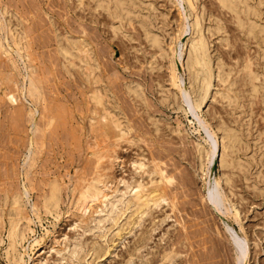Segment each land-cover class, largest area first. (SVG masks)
<instances>
[{"label": "rangeland", "instance_id": "rangeland-1", "mask_svg": "<svg viewBox=\"0 0 264 264\" xmlns=\"http://www.w3.org/2000/svg\"><path fill=\"white\" fill-rule=\"evenodd\" d=\"M48 1L47 0H0V2H2L0 6L5 5V8L9 9L10 11L9 14L8 13L7 15L4 14L7 17V21L9 22V24L12 27H14V29H16L17 31H20L21 33H23L24 39L27 42V49H29L28 50L29 54L30 56L32 55L30 58L33 60V62L32 61L31 62L34 65L35 74L39 75L40 77L43 76L41 77L42 78L41 84L44 82V84L42 85L43 98L41 99L42 101L39 100L37 104V106H41L42 104V107H39V108L37 107L36 109L37 112L35 111V115L38 117L36 118L34 115L32 123L33 122L35 124L37 123L39 127H42V125L44 124L43 119L46 120L45 117H47L49 114L53 115V113H55L53 120L54 122H56V124H53L54 122H52L51 124L52 127H50V129L48 128L50 131L48 129L46 130V136L43 141L42 147L40 146L41 142L40 143L38 141L36 142L35 147H34V150L36 152V160L32 161L33 159L32 157L31 160H29L25 164L24 161H25V157L27 154L26 153L27 152L26 143L28 142L27 141L28 137H30L31 134L32 135L34 134L32 132V124L31 125L29 124L30 116L27 113L26 109H28V106L29 107L32 106L34 108V102L30 101L29 97L27 96L23 97L21 95L22 98L18 99L19 103L18 101L17 103L15 102L16 104L10 103L7 100L6 96L4 95L3 89L1 87L9 86V88L13 87L15 88V90H17V86L16 84H12L11 80H9L10 81L9 82L7 80L3 81V79H0V95H1L0 96L1 98L0 99V177H1L0 178V182H1L0 183V203H3L6 199L9 200V197H12L13 193L18 192L17 190H19V193H21L23 190V183L28 185V191H27L28 193L26 194L22 193V201L25 204V213L29 215L30 219L32 218L31 221L29 222V226L32 228V232H29L28 234L26 233L27 239H24L22 241L21 247H20V244H18V249L23 256L24 261H26L28 264H33L34 262H36L37 264L38 260L41 258L42 261H44L41 264H60L62 262L66 263L70 259L66 257L60 259L62 255V251L57 252L55 250V248L58 247V243L54 242V239L56 238L60 240L69 241V239L73 240L75 238L83 242L96 240L98 243H101L103 248L105 247V245H107L105 247V249L108 250L107 252L105 251L103 252L102 250L103 253L99 257L93 258V260H89V262H86V263H83L82 261L83 264H123L124 260L127 258L126 256L127 252L130 251V249L133 246L132 244L134 243V238H135L134 231H131V232H128V234L126 233L124 235V238H121L120 240L117 239L118 237H114V239L112 240V245H108L107 243L108 241L106 240V242H103V238L99 237L98 235H95L94 231H91V230L84 231L83 226L81 224H84L86 222V219L88 218L87 215L85 216L83 220V219L78 218L77 215H72V214L69 215L66 212L68 194H67V188L65 187V185L69 183L68 181L69 178L71 179L72 177H74V175H77L78 173H81V174L86 173L85 175H88L92 170L90 168V164L93 166L94 159L92 157V160H91V156H90L91 152H88L90 151L91 148H87V146H85L86 143H89L87 141H90V139L87 138L90 136V134L88 133V122H87L88 119L84 115L85 110L87 109V104H86L87 88L85 87L86 84L81 82V80L74 73L71 72L72 74H69V72H67V70L64 68L63 57L57 51V42L54 37V32H52L53 26L49 23L48 18H47V12H48V13H51V15L53 16L55 27H57L59 31L63 30L66 27H72V28L78 29L79 21L83 22V24L86 25V31L89 35V39H91L90 40L91 44L93 45L95 52L98 50L97 51V55H99L98 72L102 78V83L105 84V86L108 88V92L110 94L111 99L114 102L117 101L116 102L117 107H121V109H123L125 113L124 116L127 119L128 123L130 124L131 129L129 130L128 136L131 137V141L121 142V146L117 147V152H119L118 154L120 155L119 159L121 161V166L116 165L114 167L113 170H114L115 175L130 178L132 175H135L134 173L135 164H133V160L135 157H138L140 154H143L144 156L143 158L146 157L145 162L148 165H151L150 163L151 153L161 152V154L164 155L163 160L164 161L166 160L164 164L167 165L166 167L168 169H171L170 170L171 172H174V174H176L175 175L176 178L179 177L181 173L187 174L186 175V179L188 180L187 186L185 184L183 185L182 183H179L180 182L179 178L177 179L174 178L173 183L179 184L180 185L179 188L181 189V191L183 190V193L185 191V188H188L189 185L192 190L191 191L192 193H190V196H187V195L181 196L180 199L183 198L182 200L185 201L191 198L192 200H194L195 204L192 202L190 203L187 202L185 204L186 206L190 205L191 207H194L192 208L193 210L195 209L197 210L198 207L199 209H202L203 206L206 205L205 207L208 210V212L207 213L205 212L204 214L197 216L194 212L190 210L181 209L178 212L177 210L174 211L170 209V205L167 204L161 208L158 207V209L154 211V214L156 212L155 214L156 221L159 217L163 215V210H165L166 212L171 213L172 215L170 214L171 218L170 217L167 218L168 220L166 219L167 221L165 220L166 222L164 221L162 223V227L164 228L169 227L170 229L173 227V225H177L176 230H178L179 229L178 224L180 223H176L174 221V218L177 216L178 218L180 217L182 220L183 219L189 220L192 229L200 230L201 228L202 232L204 233H201L200 236H197V239L205 240L204 238H206L207 242H205V244L209 247H207L204 244V248H203V244H199L197 249L205 250L209 255H211V257L208 258V264H226V263L231 264L234 258L233 257L234 249L231 244V237H232L231 232L232 233L239 232L243 235V232L245 231L247 234V238H249L248 242H249V249H250L248 256H247L246 263L247 264H264V239L262 236V233L264 232V192H261V191H264V167H263L264 164L259 163L260 161H262V158H263L261 151H257L258 149H255L257 152L254 151V147L252 145L249 146L251 148L249 147L247 148L248 149L247 152H249L248 154L250 155V157L252 153H254L255 156L257 154L256 160H253V163H252V159L248 157L250 165L248 167L246 178L245 176L243 177V175L240 176L241 178L236 175L237 179L235 181L237 183L234 188L237 192V195L235 194L234 196L232 193H230V191L228 192L227 190L228 188L226 189V185H224L225 183L222 180L221 171L223 170V168L218 163V144H217V151L213 154L214 156H212L213 158L210 159L211 161H207L206 166H204V170H201L198 167V161H197V156H196L195 147H194L196 144V141L199 140L201 142L202 141L204 142L203 136L206 134L205 132L206 130H208L209 132L214 131L215 127L213 126L215 122L218 119H220V117L223 116L226 119L228 118L232 119V118L237 117L239 119L242 117V115L245 112L243 110H247L248 107H250L249 115L248 117L245 116L244 120H246L247 118L251 120V123H249V127H250L249 135L252 137L258 128H262L264 126V97L261 98V96L259 95L252 97L250 105L249 106L247 105L246 107H244L242 111H241V108L243 107H237L236 109H230V106L227 105L225 102H223L224 100L221 99L219 93L216 94L214 92L215 90L221 89L220 83L218 85V82L216 80L217 78L215 77V79L213 78L212 80L213 84L209 89L208 96L206 97V99H204V102L201 104L200 107H196L193 105L188 106L187 103L181 100L180 93H182L183 91L186 92L189 99L190 97L191 99L193 98V94L190 91L191 90L190 86H188L189 85L188 83L189 70L186 67L185 63L183 64V61H185L184 54L186 52L185 40H186V37L191 35V29L189 27V22L192 20V15L188 13V10L186 12V10L182 8L184 7V5L182 4L181 0H176V1L149 0L155 5L154 12L157 17L156 18L157 22L161 23V19L164 18V24L163 25L161 24L162 25L161 31L163 34V39H165L164 45L165 46L167 45V48H168V44H172V40L170 41L169 35L176 34L178 32V26L180 24V21L182 22L185 21L184 25L186 26V29L183 30V32H181L178 40L176 39L177 40L176 53H179L180 51L183 52V53L181 52L182 53L181 56H179V54H176L177 57H175L176 72L178 75L177 77H178V84L180 85V90H178L176 86L171 85L168 79L169 59L172 54L171 50L168 48V52L169 51L170 52L168 53L167 56H165L166 58L160 57L158 53H156L154 56L151 57V54H152L151 52L153 51V48L150 45H147V42L145 41L144 37L140 34V28L136 24H135L136 28L133 29L132 26L126 23L125 28L129 30L130 33L132 34L131 38H127L119 31L116 34H113L112 28L110 26L111 17L102 10H93L90 4L83 6L84 7L83 9L81 8L79 9L77 7H74L73 4L71 3L68 4L65 0H60V2H58L59 0H57L56 1L57 4L53 3L55 2V0L53 1L51 0L50 3ZM215 1L216 0H198L197 5L200 7L203 4L205 8V12H207L208 10V12H210L213 16H215V18L219 17L221 18V21H224L222 23L224 24L225 28L228 27L226 28L227 33L230 34V38H229L230 46L224 45V41L220 40V36L225 34V32L223 30H219L217 32L215 31V33L211 37L209 36L210 37L209 38L210 51L212 54L219 55L226 62L234 64L236 59L242 58L245 52L254 51L256 45L251 39L247 42L246 45H244V43H241V39H239L237 36L238 35L242 36V34L237 28V26L235 25V23L231 21L232 19L229 20L231 18L230 14H228L229 12H226L227 10L225 8L219 7L218 2H215ZM45 2H48V3H45ZM51 3L53 4V6H50ZM45 4H47L46 7H45ZM52 7H53V11L51 9ZM187 9H188V6H187ZM1 10L2 9H0V13H1ZM54 10L56 12H54ZM261 10L263 11L262 14L264 15V3L261 4ZM179 11H181V14ZM82 12H85V13H82ZM75 13H77L80 16H83L84 20H80L79 18H76ZM182 17L184 19H182ZM67 18L68 19L70 18V19L68 20ZM90 18H93L95 21L89 22ZM64 20H67L68 22L67 21L65 22ZM47 22L50 25L47 24ZM49 28L52 31H50ZM233 28H236V29H233ZM166 30L169 32V35H168L169 37L167 36ZM0 31L2 34H4L5 32L2 29V27H0ZM205 34L208 35L209 34L208 31L205 30ZM28 35L30 38L28 37ZM9 42L13 46L12 41L10 40ZM30 46H32L33 49ZM263 46H264V43H263ZM30 51L32 52V54ZM33 52L35 53L37 52L35 56H33L35 54ZM0 57H2L0 58V60L3 61V62L0 61L1 62L0 63V75H3L4 73H7V68L11 66L10 63L12 62V60L8 59V57L5 58L4 54L3 56L0 55ZM12 57L16 63L18 62L20 66L19 69L22 70L21 60L17 58L16 51L14 50H12ZM100 57L104 59L102 60ZM3 58H5V60ZM212 59H214V57H212ZM150 60H152L153 66H150L151 64ZM4 61H6L7 65L4 64ZM102 62L103 63L105 62V63L101 64ZM1 64H2V67H1ZM36 64L39 67V68L37 67V69L35 67L37 66ZM260 64L261 62L259 61L257 63V66L260 67ZM43 67L46 69L45 71ZM103 67H105L106 69ZM69 69L72 70L70 66H69ZM39 70L41 71L43 70V71L41 72ZM105 70H109V71L106 72ZM13 71H14V75L12 76L17 79L20 78V75L16 74V72H18V68L14 69ZM44 73L46 75L45 79H44V76H45ZM115 75L117 78L112 77ZM129 83L133 85L137 84V86L140 89H142V92L144 95L143 100H141L140 98L137 99L138 97L136 98V96L132 95L133 93L128 94V92L126 91L127 90L126 86ZM113 89L114 90L116 89V90L114 91ZM81 90L84 93H81L82 92ZM175 92H177L176 95L174 94ZM187 92H190V93H187ZM122 93H125V94L122 95ZM46 97H49L50 100L51 99L52 100L50 101L49 98H47L49 100L47 101ZM2 99H4L5 101ZM22 99H24V102ZM54 101H56L57 104L56 102L54 103ZM44 102L46 103V105H44L45 104ZM14 105L15 106L17 105L16 108L19 107V109L18 108L16 109ZM61 105L63 106V108ZM76 105H78V107ZM44 106L45 108H43ZM53 107H54V110H53ZM55 107L61 108L62 111L58 109L56 112L57 108ZM14 108L16 109V111ZM20 108H22L24 113L21 112ZM10 109H11L12 114L10 112ZM43 109L46 110L44 114H42ZM59 110L60 112L64 113V114L62 113L63 115H65L63 117L64 120H61L63 115L59 116L61 115ZM82 111L84 112L82 113ZM15 112H17L18 115H21L23 117L19 119V117L21 116L16 115ZM56 113L58 116L57 118L61 117L59 118L60 123L58 122L57 118H55ZM41 114L43 115L44 118L41 117ZM38 118L40 120H38ZM19 120L20 121L23 120L21 121L23 127L21 126V122ZM38 121L40 122V124ZM11 123L13 124L14 127L10 126ZM61 123H65V124H61ZM230 123L235 124L236 122L232 120ZM155 124L158 127L157 129H155ZM16 127L18 128L20 127V128L18 129ZM21 127L22 129L23 128L24 129L28 128V129L22 130ZM74 128H76V130ZM27 130L29 133L25 132ZM38 130L39 129H37V132H38L37 134L35 131V138H38L37 135L40 132ZM69 130L71 133L69 132ZM51 131H52V136L50 135ZM64 131H65V134L67 133L66 135L64 134ZM47 132H49L50 134H48ZM23 133H26V134H23ZM53 133H54V136H53ZM22 134L24 135V137H21L23 136ZM46 138L49 140V142H47L48 140ZM85 139L87 140L85 141ZM23 140H25L24 141L25 144ZM78 143H80V145ZM21 145L23 146L21 147ZM106 147H108L107 143H104V147L101 148L102 153L106 152L105 151ZM151 147L154 149H152ZM259 152L261 153L260 155H259ZM89 156H90V159H89ZM259 156H261L260 161L259 160L257 161ZM105 158L106 157L103 156L102 159L104 160H101V162L104 164H106ZM176 161H178L179 163H177ZM171 162H174L177 165L174 163L171 164ZM86 164L88 167L85 166ZM260 165H262L261 169L259 168ZM85 168L86 169L88 168L89 170H86ZM75 169L77 171H75ZM258 169H260V172H257ZM249 171H252V172H249ZM41 173L44 175H42ZM72 174L74 175L72 176ZM53 177H56L62 184L61 185V190H62L61 197L62 198L59 201L60 203L59 211H58L59 215L57 218L54 216V213L46 211L44 207L42 206V195L41 194H43V192L48 190V187H49L48 181L50 178H53ZM216 178H220V186H222L220 188L221 189L223 188L222 189L223 193L224 192L226 194L228 193L227 196H228V199L230 200L229 201L228 199H225L224 200L225 203L224 201H222L223 206L220 203V205L217 207L211 205L208 199L205 201V197H203L204 194L206 195V192H207L206 182L210 180V182L212 183V181H214ZM248 183H251V184L253 183L254 186H256V189L255 187L250 188L247 185ZM5 185H7L8 187ZM36 185L40 188H38ZM179 188H177V190L180 191ZM241 196L242 197L244 196V200L240 198ZM36 197H38V199ZM33 200H35L36 203ZM182 200H180V204L181 202H183ZM232 200L235 202V205H236L235 208L237 209V214H238L237 218H234V216L231 213L234 211V208L231 205ZM33 202L37 204L39 208L38 209L39 210L38 215H40L39 219L32 212V208H30L32 207L31 204ZM180 204L179 206L181 207ZM3 208H4V214H6L7 205H4ZM192 217L194 218V220ZM195 218L197 220L200 219L201 221L202 220L203 221L202 222L200 220L197 221ZM4 219L7 220L6 215L4 216ZM173 221L175 223H173ZM192 221H193V224L191 223ZM25 222H26V219L21 218L19 220L20 226H22ZM145 223H148L147 219L145 220ZM171 223H173V225H170ZM200 224H202L203 226ZM176 230H175V233H176ZM158 231L159 229H156L154 231L153 237H155L156 239L158 236L156 233ZM95 232H99V231L96 230ZM4 234H5V230L3 232V241L0 242V264H20V263H14L10 261L9 259H7L5 255L7 238H6V235ZM34 239H37L38 241L40 240L39 241L40 243L38 244L37 241H34ZM153 239L150 240L149 242L150 244L155 243L156 240L153 241ZM225 241L227 242L226 244L224 243ZM217 243L219 245H217ZM210 246L215 248L216 253L217 252L218 253L216 254L214 249ZM209 248H210V251H209ZM142 252H145V249L142 248ZM182 254H184V252ZM138 256L139 255L133 257L134 260L133 259L131 260V264H137V263L144 264L145 263V261L141 258V256L139 257ZM212 258L213 260L214 258L216 260L213 261ZM201 261L203 262V260ZM79 262L81 261L79 260ZM244 262L245 260L242 261L241 259L238 264H244ZM72 264H75V263H72Z\"/></svg>", "mask_w": 264, "mask_h": 264}, {"label": "bare ground", "instance_id": "bare-ground-1", "mask_svg": "<svg viewBox=\"0 0 264 264\" xmlns=\"http://www.w3.org/2000/svg\"><path fill=\"white\" fill-rule=\"evenodd\" d=\"M50 1H48V2L50 3ZM56 1L57 0H55V2ZM65 1L68 4H70V3L73 4L74 7H77L79 9L80 8L83 9L84 8L83 6L90 4V6L93 10L104 11L107 15H109L111 17L110 26L112 28L113 34H116L119 31L120 33H122L127 38H131L132 34L130 33L129 30H127L125 28V25L127 23L130 26H132L134 29V28H136V26H135V24H136L140 28V34L144 37L145 41L147 42V45H150L153 48V51L151 52L152 53L151 57L154 56L156 53H158L159 56L163 58V57L167 56L168 53L170 52V51L168 52V48H169L171 50V53H172L171 57L169 59V66H168L169 83L171 85L176 86L178 88V90H180V85L178 84V77H177L178 75L176 72L175 57H177L176 54H179V56H181L183 53L182 51L179 52L178 50L177 51L179 53H176V44H177V40H178L181 32H183V30L186 29V26L184 25L185 21L184 22L180 21V24L178 26V32L174 35H171V34L169 35V32L166 30L167 36L169 35L170 37L169 36L168 37L170 38V41L172 40V44H168V48H167V45L166 46L164 45L165 39H163V34L161 31V26L164 24V18L161 19V23L157 22V20H156L157 17H156L155 12H154L155 5L149 0H65ZM172 1H176V0H172ZM181 1H182V4L184 5V7H182V8H184L186 10V12L188 10V13L190 15H192V20L189 22V27L191 29V35L186 37V40H185L186 52L184 54L185 61H183V64L185 63L186 67L189 70V72H188L189 73L188 74L189 85L188 86H190V89H191L190 91L193 94V98L191 99V97H190V99H189L186 92L183 91L182 93H180L181 100L183 102L187 103L188 106L193 105L196 107H200L201 104L204 102V99H206V97L208 96L209 89L213 84L212 80H213V78L215 79V77L217 78L216 80L218 82V85L220 83L221 89L215 90L214 92L216 94L219 93L221 99L224 100L223 102H225L227 105H229L230 109H236L237 107H243V108H241V111H242L244 109V107H246L247 105L248 106L250 105L252 97L259 95V96H261V98H263L264 97V46H263V43H264V15L262 14L263 11L261 10V4L264 3V0H216L215 1V2H218L219 7L225 8L227 10L226 12H229L228 14H230V16H231V18L229 20L232 19L231 21H233L235 23V25L237 26V28L239 29V31L242 34V36L241 35L237 36L239 39H241V43H244V45H246L247 42L251 39V40H253V42L256 45L254 51L245 52V54H243L242 58L236 59L234 64L226 62L219 55L212 54L210 51V47H209V38L215 33V31L217 32L219 30H223L225 32V34L220 36V40L224 41V45L230 46V39H229L230 34L227 33L226 28H228V27L225 28L224 24L222 23L224 21H221V18H219V17L215 18V16H213L210 12H208V10H207V12H205V8H204L203 4L200 7L197 5L198 0H181ZM2 2H0V4ZM48 2H45V3H48ZM55 2H53V3L57 4V2L56 3ZM58 2H60V0ZM46 5L47 4H45V7H46ZM50 6H53V4L51 3ZM187 6H188V9H187ZM60 7H62V6H60ZM0 9H2L1 13H0V27H2V29L5 31L4 34L1 33L2 30L0 31V55L3 56V54H4L5 58L8 57V59L12 60V62L10 63L11 66L7 68V73L0 75V79H3V81L4 80H7V81L11 80L12 84H16L17 90H15V88H13V87L9 88V86H4V87L2 86L1 88L3 89V93L6 96L7 100L12 104H16L18 99H21L22 96L23 97L27 96V97H29L30 101L34 102V108L32 106L31 107L28 106V109H26L27 113L30 116L29 124L30 125L32 124V132L34 133L33 135L31 134L30 137H28V140H27L28 142L26 143L27 144V152H26L27 154H26L25 161H24V163L26 164L29 160H31L32 157H33L32 161L36 160V152L34 150L35 144L37 141L39 143L41 142L40 146L42 147L43 141H44L45 136H46V130L48 128L50 129V127H52L51 124H52V122H54L53 119H54L55 113L52 112L53 115L49 114L47 117H45L46 120L43 119L44 124L42 123L43 124L42 127H39L37 125V123L36 124L34 122L32 123L34 115H35V111L37 112V110H36L37 107L38 108L42 107V104H41V106H37V104H38L39 100H41L43 98L42 85L44 84V82L41 84V81H42L41 77H43V76L40 77L39 75H36L34 72V65L32 64L33 60L30 58L32 55L30 56V54H29V51H28L29 49H27V42L24 39L23 33L14 29V27H12L9 24V22L7 21V17L4 14H6V15H7V13L9 14L10 13L9 9H6L5 5L0 6ZM51 9L53 11V7ZM65 11H67V10H65ZM54 12H56V11L54 10ZM179 12L181 14V11H179ZM77 13H75L76 18H79L80 20H84V17L78 15ZM82 13H85V12H82ZM95 13H93V14H95ZM67 14H69V13H67ZM225 14H227V13H225ZM99 15H100V13H99ZM69 16H71V15H69ZM47 18H48L49 23L53 26V31L50 28L49 29H50V31L54 32V37H55V40L57 42V51L63 57L64 68L67 70V72H69V74L74 73L81 80V82L86 84L85 87L87 88V91H86L87 109L85 110L84 115L88 119V121H87L88 122V133L90 134L92 139L87 134L89 136L87 138H89L90 141H87L89 143H86L87 145L85 144V146H87V148H91L90 151H88V152H91V155H90L91 160L93 157L94 161H93V166L90 164V168L92 170H91V172L89 171L90 173L88 175H85L86 173L85 174L78 173L77 175L72 174V176L74 175V177H72L71 179L69 178V180H68L69 183L65 185V187L67 188V194H68L67 209H66L67 214L77 215L78 218L83 219V220H84L85 216L87 215L88 218L86 219V222L84 224H81L83 226L84 231L85 230L94 231L95 235H98L99 237L103 238V242H106V240H107L108 245H112V240L114 239V237H118L117 239L120 240L121 238H124V235L126 233L128 234V232L134 231V235H135L134 243L132 244L133 246L130 249V251L127 252V254H126L127 258L124 260L123 264H131V260L133 259L134 256H137V255L141 256V258L145 261L144 264H180V263H182V264H184V263L185 264H208V258L211 257V255H209L205 250H198L197 249L199 244H203V248H204V244H205V242H207L206 238H204L205 240H203V239L198 240L197 239V236H200L201 233H204V232H202L201 228H200V230L199 229L194 230V229H192L189 220H187V219L182 220L180 217L178 218L177 216L174 218V221L176 223H180V224H178V226H179L178 230H176L177 225H173V223H175L174 221H173V223L170 224V225H173L172 228H170V229H169V227L164 228V227H162V223L167 218H169L172 214L163 210V215L159 218L157 217L158 218L157 221L155 218L156 212L154 214V211H156V209H158V207L161 208V207L169 204L170 209H172L174 211L177 210V212H178L181 209L190 210L198 216V215L204 214L205 212L206 213L208 212V210L205 207L206 205H204L202 209H199V207H198L197 210L196 209L193 210L192 208H194V207H191L190 205H187V206L185 205L187 202H189V203L192 202L195 204L194 200H192L191 198L188 200H185V201L182 200L183 198L180 199L181 196H186V195L190 196V193H192L191 187L189 185L188 188H185V191H184L185 194H184L183 190L181 191V189L179 188L180 185L173 183L174 178H176L175 177L176 174H174V172H171L170 171L171 169H168L166 167L167 165L164 164L166 160L165 161L163 160L164 155L161 154V152L160 153H154V152L151 153V155H150L151 165H148L145 162L146 157L143 158L144 157L143 154H140L138 157H135L133 160V164H135V166H134L135 175H132L130 178L115 175L114 170H113L114 167L116 165L121 166V161L119 159L120 155L118 154L119 152H117V147L121 146V142H124V141L130 142L131 141V137L128 136V133H129V130L131 129V127H130V124L128 123L127 119L124 116L125 113H124L123 109H121V107H117V104H116L117 101L114 102L111 99L110 94L108 92V88L105 86V84L102 83V78L98 72V69H99V63H98L99 55H97L98 50L95 52L93 45L91 44V41H90L91 39H89V35L86 31V25L83 24V22L79 21V24L77 23L79 28L77 26L76 27L78 29H75L72 27H66L63 30L59 31L57 29V27H55L53 16L51 15V13L47 12ZM182 19H184V18L182 17ZM64 21L66 22L67 20H64ZM94 21L95 20L93 18L89 19V22H94ZM49 23L47 22V24H49ZM56 24H57V22H56ZM47 27H49V26H47ZM233 29H236V28H233ZM93 30H94V28H93ZM205 30L208 31V33H209L208 35L205 34ZM50 36H52V35H50ZM28 37H29V35H28ZM26 39H28V38H26ZM10 40L12 41V44L14 47L10 44V42H9ZM30 42H32V41H30ZM30 47H32V46H30ZM53 47H54V45H53ZM32 49H33V47H32ZM12 50L16 51L17 58H19L21 60L23 71L21 69H19L20 66H19L18 62L16 63L15 60H13ZM33 53H35V52H33ZM36 53L33 56H35ZM31 54H32V52H31ZM100 56H102V55H100ZM212 57H214V59H212ZM0 58H2V57H0ZM5 58H3V59L5 60ZM32 58H34V57H32ZM35 58H37V57H35ZM49 59H50V57H49ZM101 59L103 60L104 58H101ZM0 61H2V60H0ZM34 61H35V59H34ZM259 61L261 62L260 67L257 66V63ZM150 62H151L150 66H153L152 60H150ZM104 63L102 62L101 64H104ZM2 64H1V67H2ZM4 64H6V61H4ZM69 66L72 68V70L69 69ZM147 66H148V64H147ZM4 67H5V65H4ZM35 67L37 69L38 65ZM17 68H18V72H16V74L20 75V78H18V79L12 76V75H14L13 70L17 69ZM103 68H105V67H103ZM41 69H42V67H41ZM45 70L46 69L44 68V71ZM39 71H41V70H39ZM105 71L108 72L109 70H105ZM44 75H45V73H44ZM112 77L117 78L116 75L112 76ZM45 78H46V75L44 76V79ZM109 78H110V76H109ZM179 79H180V77H179ZM43 81H45V80H43ZM2 83H4V82H2ZM108 83H110V82H108ZM112 83H114V82H112ZM112 87H113V85H112ZM126 87H127L126 91L128 92V94L133 93L132 95L136 96V98L138 97L137 99H139V98L141 100L144 99L142 89H140L137 86V84L133 85V84L129 83V84H127ZM43 88H44V86H43ZM117 89H118V87H117ZM123 89H124V87H123ZM118 92H120V91H118ZM81 93H84V92L82 91ZM176 93L177 92H175L174 94L176 95ZM187 93H190V92H187ZM123 94H125V93H122V95ZM46 96H47V94H46ZM126 96H127V94H126ZM47 98H49V97H46V99ZM2 100H4V99H2ZM22 100L24 102V99H22ZM49 100H50V98H49ZM49 100L47 99V101H49ZM55 102L56 101H54V103ZM133 102H135V101H133ZM18 103H19V101H18ZM56 104H57V102H56ZM21 105H22V103H21ZM44 105H46V103ZM16 106H15V108H16ZM53 106H55V105H53ZM76 106L78 107V105H76ZM24 107H22V108H24ZM58 107H60V106H58ZM58 107H55V108H57L56 112L58 109H60L62 111V109L58 108ZM17 108L19 109V107H17ZM22 108H20L21 112H23ZM43 108H45V106ZM62 108H63V106H62ZM11 109H10V112H11ZM16 109H15V111H16ZM40 109H39V111H40ZM53 110H54V107H53ZM60 110H59V112H60ZM249 110H250V107H248L247 110H243L245 112L242 115V117L239 119L237 117L232 118V119H229V118L226 119L223 116L220 117V119H218L213 126V127H215L214 131L209 132L208 130H206V128H207L206 127L205 128L206 134L203 136L204 142L203 141L201 142L198 140V141H196V144L194 146L196 156H197V161H198V167L201 170H204V166H206L207 161H211L210 159L213 158L212 157V156H214L213 154L217 151V144H218V163L223 168V170L221 171L222 172V180L225 183L224 185H226V189L228 188L227 189L228 192L230 191V193H232L234 196H235V194L237 195V192L234 188L236 186V183H237L235 181L237 179V176L240 177L243 175V177L245 176V178L247 176L248 167L250 165V162L248 160V157H250V155L248 154L249 152H247V150H248L247 148L249 146L252 145L254 147V151H256L255 149H258L257 151H261L262 156H263L262 161H260L261 156L258 157L257 161L259 160L260 164H264V126L262 128H258L252 137L249 135L250 134L249 123H251V120H249V118H247V119L245 118L246 120H244L245 116L248 117ZM7 111H9V110H7ZM17 112H18V110H17ZM17 112H15L16 115H18ZM44 112H46V110L43 109L42 114H44ZM83 112L84 111H82V113ZM192 112H193V110H192ZM60 113H61V115H59V116H62L64 114L63 112H60ZM11 114H12V112H11ZM19 114H20V112H19ZM37 114H39V113H37ZM42 114H41V117H43ZM67 115H69V114H67ZM18 116H21V115H18ZM26 116H27V114H26ZM64 116L65 115H63L62 118L61 117H59V118H61V120H64V118H63ZM22 117L23 116L19 117V119H21ZM35 117L37 118L38 116L35 115ZM57 117L58 116L56 113L55 118H57ZM59 118H57L58 122H59ZM73 119H74V117H73ZM38 120H40V119L38 118ZM232 120L235 121L236 123L231 124L230 122ZM21 121H23V120H21ZM36 121H37V119H36ZM15 123H16V121H15ZM17 123H19V122H17ZM39 124H40V122H39ZM53 124H56V122H54ZM61 124H65V123H61ZM10 126L14 127L12 123ZM21 126H22V122H21ZM77 126H79V125H77ZM22 127H21V129H22ZM16 128H18V127H16ZM157 128L158 127L155 124V129H157ZM26 129H28V128H26ZM26 129L23 128L22 130H26ZM37 129H39L38 131H40V132L37 135L38 138H35V131H36V134L38 133ZM74 129L76 130V128H74ZM55 130H56V128H55ZM25 132L29 133L28 130ZM69 132H70V130H69ZM26 133H23V134H26ZM47 133L50 134L49 132H47ZM54 133H53V136H54ZM14 134H15V132H14ZM64 134H65V131H64ZM50 135L52 136V131H51ZM12 137H14V136H12ZM21 137H24V135ZM68 138H70V137H68ZM49 139H50V137H49ZM53 139H54V137H53ZM73 140H75V139H73ZM86 140L87 139H85V141ZM24 141L25 140H23V142ZM23 142H22V144H23ZM47 142H49V140ZM104 143H107L108 147H106V150H105L106 152L102 153L101 148L104 147ZM24 144H25V142H24ZM78 144L80 145V143H78ZM48 145H49V143H48ZM126 145H127V143H126ZM22 146L23 145H21V147ZM36 146H38V145H36ZM76 146H78V145H76ZM249 148H251V147H249ZM152 149H154V148H152ZM79 151H80V149H79ZM159 151H161V150H159ZM241 151H242V153H241ZM45 152H46V150H45ZM261 153L259 152V155ZM135 154H136V152H135ZM90 156H89V159H90ZM103 156L106 157L105 158L106 164L101 162V160H104V159H102ZM256 156H257V154H256ZM256 156L254 153L251 154L250 158L252 159V163H253V160H256ZM121 158H122V156H121ZM172 161H173V159H172ZM174 162H171V164ZM176 162L179 163L178 161H176ZM174 164H176V163H174ZM257 165H255V166H257ZM85 166H87V164ZM261 166L262 165H260V167L259 166L258 167L261 169ZM260 169H258L257 172H260ZM86 170H89V169L87 168ZM75 171H77V170L75 169ZM249 172H252V171H249ZM26 173H27V171H26ZM42 175H44V174H42ZM186 175L187 174L181 173L180 176L178 175L179 177H177V178H179V180H180V182L178 181L179 183H182L183 185L185 184L187 186L188 180L186 179ZM248 176H250V175H248ZM29 179H30V177H29ZM255 181H256V179H255ZM61 185L62 184L60 183V181L56 177L50 178L48 181V186H49L48 190L43 192V194H41L42 195V206L44 207V209L46 211L54 213V216L56 218L59 215V212H58L59 211V204H60L59 201L62 198L61 197V195H62L61 194V191H62ZM206 185H207V192H206V195L204 194L203 197H205V201L208 199L209 202L211 203V205L217 207L220 205V203L222 205V203H223L222 201H224L225 199H228V196H227L228 193L227 194L225 192L223 193V191H222L223 188L222 189L220 188V187H222V186H220V178H216L214 181H212V183L209 180L206 182ZM247 185L250 188L255 187V189H256V186H254L253 183L252 184L248 183ZM5 186H7V185H5ZM9 187H10V185H9ZM38 188H40V187H38ZM177 188H179L181 192L179 190H177ZM46 189H47V187H46ZM17 191L18 192L13 193L12 197H9V200H7V199L5 201L3 200L4 202L0 203V242L3 241V232L5 230L4 235H6V238H7L5 255H6L7 259H9L10 261H12L14 263L28 264L26 261H24L23 256L18 249V244H20V247H21L22 241L24 239H27L26 233L28 234L29 232H32V228L29 226V222L31 221L32 218L30 219L29 215H27V213H25V204L22 201V193H25V194L28 193L27 192L28 191V185L23 183L22 192L19 193V190H17ZM261 192H264V191H261ZM38 195H36V196H38ZM36 198L38 199V197H36ZM240 198L244 200V196L243 197L241 196ZM179 199L183 201V202H181V204H180ZM190 200H192V201H190ZM33 201L36 203L35 200H33ZM34 202L31 204L32 207H30V208H32V212L39 219L40 218V215H38L39 214V212H38L39 208H38L37 204H35ZM224 203H225V201H224ZM179 204L181 205V207L179 206ZM4 205H7L6 214H4V208H3ZM231 205L234 208V211L232 210L233 212H231V213L234 216V218H237V216H238L237 209L235 208L236 205H235V202L233 200L231 201ZM176 214H178V213H176ZM5 215L7 216V220L4 219ZM187 217H185V218H187ZM21 218L26 219V222L22 226H20V224H19V220ZM146 219H147L148 223H145ZM193 220H194V218H193ZM199 220L200 219H198L197 221H199ZM191 223L193 224V221ZM207 223H209V222H207ZM202 224H200V225H202ZM208 226H210V225H208ZM156 229H159V231L156 233L158 235L157 239L155 237H153L154 231ZM203 229H204V227H203ZM96 230H98L99 232H95ZM175 230H176V233H175ZM108 234H110V235H108ZM231 234H232V237L230 236L231 237V244H232V247L234 249V251L232 250L234 253V256H233L234 258H233V261L231 264H238L241 259H242V261L245 260L244 264H247L246 260H247V256H248L250 249H249V242H248L249 238H247L246 232L244 231L243 235L239 232H234V233L231 232ZM262 236L264 239V232L262 233ZM152 239H153V241L156 240L154 244L149 243L150 240H152ZM196 239H197V241H196ZM34 241H37L38 244L40 243L39 242L40 240L38 241L37 239H34ZM54 242L58 243V247H56L55 250L57 252L62 251V255H61L60 259L64 258V257L70 259L68 262H66V263L62 262L60 264H72V263L83 264V263L89 262V260H93V258L99 257L104 251L105 252L108 251L105 249V247L107 245H105V247L103 248L101 243H98L96 240L83 242V241L77 240L75 238L73 240L69 239V241L60 240V239L55 238ZM119 243H120V241H119ZM224 243L226 244L227 242L225 241ZM217 245H219V244L217 243ZM30 247H32V246H30ZM52 247H53V245H52ZM207 247H209V246H207ZM210 247H212V246H210ZM142 248L145 249V252H142ZM213 249L215 251V248H213ZM102 250H103V252H102ZM209 251H210V248H209ZM211 251H212V249H211ZM138 252H139V254H138ZM183 252H184V254H182ZM215 253H216V251H215ZM212 255H213V253H212ZM79 260L81 262H79ZM201 260H203V262ZM212 260H213V258H212ZM214 260H216V259L214 258ZM82 261H83V263H82ZM43 262L44 261H42V259L40 258L38 260L37 264H41ZM217 262H218V260H217ZM33 264H36V262H34Z\"/></svg>", "mask_w": 264, "mask_h": 264}]
</instances>
